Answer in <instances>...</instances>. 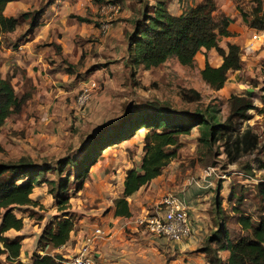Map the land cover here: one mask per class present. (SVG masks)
<instances>
[{"label": "rangeland", "instance_id": "1", "mask_svg": "<svg viewBox=\"0 0 264 264\" xmlns=\"http://www.w3.org/2000/svg\"><path fill=\"white\" fill-rule=\"evenodd\" d=\"M156 1L160 0H16L7 4L4 16L19 19V27L16 34L1 37L0 75L11 78L18 96L29 94L30 97L21 113L10 117L0 132L3 147L0 162L27 159L37 165L56 167L53 164L60 158L68 155L79 157L81 154L76 151L90 136L96 135L102 125L114 127L134 109L149 102H158L176 112L198 116L214 111L216 118L223 123L230 116L229 99L232 96L248 97L254 109L247 112V119L235 120L237 127L230 140L225 138L202 143L199 141V129L194 127L190 135L179 138L178 157L157 178L167 179L171 187H176L168 191L169 194L184 196L189 213L195 214L197 222V214H202L203 220V216L209 213L211 228L204 235L205 238L202 240L193 233L191 238L179 243L188 244L195 236L194 244L199 245L193 249L187 247L183 252V249L176 250L173 243L149 234L145 225L139 224L141 219L137 223L145 233L138 237H127L131 242L128 252L136 258L145 253L142 248L152 251L150 255L147 254L150 262L146 264H184L187 262L184 259L200 256V248L205 246L208 238L220 235L218 231H222L223 226L232 239L249 235L237 224L238 215L233 213L235 207H240L245 215L252 218L255 226L264 214V193L260 191L264 190V105L261 101L264 97V31L251 29L242 22L241 29L235 20L232 21V28H237L236 37L221 39L219 46L226 47L227 43L236 41L241 50L243 67L227 75L221 90L213 91L202 81L200 71L205 59L212 66L220 63L215 52L197 54L193 67L181 66L176 58H168L161 66L149 70L130 62L127 37L132 33L131 21L141 19L142 11L147 8L149 12ZM162 1L168 3L173 15L180 14L197 2ZM260 2L264 11V0ZM226 5H229L226 8L228 13L237 8L249 13L256 2L228 0ZM39 11L44 16L39 20L38 29L31 30V17ZM24 14L28 18L25 19ZM105 25L107 30L103 32ZM20 45L32 47L44 55L45 68L44 71L41 68L42 73L38 72L40 65L26 58L29 54L23 53ZM29 72L39 74L38 79L41 84L44 83L42 90L35 92V79L27 78ZM92 82L97 88L88 103L79 106L77 99L82 89ZM245 131H250V136L257 138V147L239 151L236 162H233L234 140ZM144 136L145 130H140L127 143L111 146L114 151L108 153V158L111 156L112 159L107 163L114 167L101 169L98 171L99 177L95 179H110L116 185L129 169H139L144 157ZM96 167H92L90 172L94 173ZM45 176L54 180L52 172ZM33 193V198L37 200L35 207L15 208L13 211L22 219L23 229L4 235L20 237L25 252L32 250L34 237L42 233L52 218L61 216L48 195L46 185L36 187ZM73 193L72 190L68 211L75 220L76 230L79 220L88 216L94 206L97 208L100 206L97 204L101 203L106 209L111 205L106 201L105 194H102L103 199L89 204L80 202L78 194ZM240 198L242 202H239ZM159 203L153 197L144 205L146 211H141L142 216L154 214ZM134 206L137 211V202ZM83 207L88 213L82 211ZM107 211L102 212L106 214ZM192 218L193 230H196L197 222ZM211 247H216V243L211 242ZM35 249L39 255L44 254ZM25 255L26 258H18L11 264H26L28 255ZM206 257L210 258V254L207 253ZM136 258L131 260L134 264L138 262ZM1 259L4 260V257Z\"/></svg>", "mask_w": 264, "mask_h": 264}, {"label": "trees", "instance_id": "2", "mask_svg": "<svg viewBox=\"0 0 264 264\" xmlns=\"http://www.w3.org/2000/svg\"><path fill=\"white\" fill-rule=\"evenodd\" d=\"M13 1L16 0H0V40L4 34L14 32L18 26L17 19L4 16L7 4ZM254 1L256 5L249 13L237 10L249 28L264 31V11L260 0ZM41 16L39 11L31 17V30L37 28ZM23 17L26 19L28 15L24 14ZM231 23L232 20L213 0L190 5L179 16L170 13L167 2L156 1L149 12L147 8L142 11L141 19L131 21L132 33L127 37L130 62L149 70L161 66L168 58H176L181 66L193 67L197 54L214 49L222 58V64L214 68L206 62L200 76L210 89L219 91L227 81L228 72H237L243 67L239 46L229 44L227 52L219 47L221 39L232 36L229 32ZM29 97V94L18 96L11 78H2L0 75V132L10 117L21 113ZM261 101L264 105V97ZM228 104L230 116L221 123L214 111L198 116L176 112L158 102H149L134 109L133 113L114 127L102 125L97 134L90 136L76 151L81 154L79 157L68 155L60 158L53 164L56 167L37 165L27 159L0 162V264L15 263L20 256V237L9 238L4 235L12 230L19 232L23 229L22 219L13 211L15 208L37 205L30 198L36 187H48V194L54 199L61 216L52 218L45 226L36 243L38 251L44 254L35 252L32 264H63L64 258L59 254L52 255L50 251L63 247L76 230L75 220L68 211L70 192H78L83 188L89 179L90 169L98 163L106 149L131 140L140 130H145L141 165L139 169L133 168L126 172L123 193L113 201L114 216L129 218L131 212L127 199L158 178L178 157L181 136L190 135L193 128L198 127L199 141L202 143L225 138L230 140L237 127L235 120L247 119V112L254 109L248 97L232 96ZM249 133L245 131L241 137L235 138L233 162H236L239 151L256 149L257 138ZM2 152L0 144V154ZM50 172L54 180L46 178L45 174ZM260 191L264 193L263 189ZM242 200L240 198L239 202ZM233 213L238 215L237 224L249 235L232 239L223 226L222 231H218L220 235L208 238L201 250L210 254L208 263L223 264L218 258V252L228 250L230 254L226 264H264V214L255 226L252 218L245 215L240 207H235ZM211 242L216 243V247L212 248Z\"/></svg>", "mask_w": 264, "mask_h": 264}, {"label": "crops", "instance_id": "3", "mask_svg": "<svg viewBox=\"0 0 264 264\" xmlns=\"http://www.w3.org/2000/svg\"><path fill=\"white\" fill-rule=\"evenodd\" d=\"M202 1L203 0H197L196 4L201 3ZM213 1L216 3L217 7L220 10H222L232 21L235 20V23L238 24L239 27L241 28L240 23L241 22L244 23V22L242 20V17L240 15L239 11L236 9L234 12L232 11V12L228 13L226 10V8L229 7V5H226L228 0L223 1V2H221L220 0H213ZM169 11H170V9H169ZM170 13H171V11H170ZM181 13L178 15H173L172 13L171 14L173 16H179V15H181ZM17 20H18V26L15 29V31L12 33L4 34V35L12 36V34L14 35L17 33L16 30L19 27V19H17ZM38 27H39V25L37 26V28H35V31L38 29ZM236 29L234 30L232 28V23H231V25L229 26V32L231 33L232 36L228 37V38H223V39L227 40V39L235 38L237 35L235 32ZM229 44L239 46L236 43V41H232V43H227L226 47H222V46H219V47L224 52H227V46ZM23 46H26V47H23ZM19 48H21V50H22V48L24 49L23 53L29 54V57H26L25 55H24V57L29 58L30 60H33L35 63L40 65V69L38 72L42 73L41 68H43V71L45 68L44 59H43L44 55L35 49L33 50L32 47L28 48L27 45H20ZM212 52H215L216 55L218 54L214 49H212L210 51H204L203 50L201 53H199V55L200 54H207L208 55V54H211ZM18 57H19V55H18ZM218 57L220 58V63L218 65L212 66L208 63V60L205 59L204 65H203L201 70L204 69L206 62L211 67H214V68L219 67L222 64V58L219 55H218ZM229 73H234V72L230 71V72H228V74ZM38 76H39V74L35 75L33 72H29L27 75L28 79H30V78L35 79L34 80V83L36 86L35 92L42 90V88H43L42 85L44 84V83L41 84L40 78L38 79ZM43 78H45V75ZM45 94H47V93L45 92ZM32 97H33V101H34L35 100V94H33ZM128 141H125V143H127ZM112 151H114V150L110 148V149H108V151H105V153L102 154L101 159L95 165V166H98L95 168V172L93 173V171H91L89 173V179L84 183L83 188L80 191L73 193L75 195L78 194L77 197H79L78 200L80 202H87L89 204H92L94 201H96V199H103L102 194H105V199L107 198L106 201L110 202V204H111L109 207L106 208V209H108L107 213L103 214L102 211H105L106 209H103V207L101 206V203L97 204V205H100L97 208L94 206L89 211L91 213H89L88 216H85L81 220H79V227L77 230H75L74 232L71 233L69 241L63 247H61L57 250H54V251H50V252H53L54 254H60L62 257L68 256L67 254H70L68 257L74 255L78 251L80 245L82 244L83 237L90 232V229L94 228L97 225H101L103 227V229L109 234V237L105 241H103L97 245V247H96V249H97L96 260L99 261L100 263H103V264H134V261H131V260H134L136 257L134 255H132L130 252H128L129 243H131V242L127 240V237H131V236H135V235H137L135 237H138V236H142L145 233V231H142L139 228L138 223H137L139 219L143 218V216H142L143 212L146 211V208L144 207V205L148 204L149 201L151 199H153V197L156 198V202L157 201L161 202V200L165 196H167L169 194V192L175 190L176 187H171V184H170V182L167 181V179H157L156 178V179L152 180L151 182H149L148 184H146L145 186L141 187L135 194H133L131 197H129L127 199L128 204H129V208H130V212H131V217H129V218L115 217L114 216L113 201L115 199L119 198L120 195L123 193V190H124L123 184H124V179H125L126 174L124 175L123 179H120L118 181V183L116 185H114V183L110 182V179H95V178L99 177L98 171H101V169L104 170L105 167L111 169V167H114L113 165L110 166L107 163V161H110L112 159L111 156H110V159L108 158V153L110 154V152H112ZM102 165L104 166V168L102 167ZM107 180H109V181H107ZM192 183L193 182H191V180H190V184H192ZM209 186H211V184H209ZM182 189H183V187H182ZM33 194L34 193H32L30 198L37 203V200L33 198ZM49 196L51 197V195H49ZM53 201H54V199H53ZM136 202L139 206L138 208H136V209H138L137 211L133 208V207H135L134 204ZM54 204L56 206L55 201H54ZM132 204H133V206H132ZM202 206H204V205H202ZM22 208H24V207H22ZM75 208H76V206H75ZM77 208L80 209L81 207L77 206ZM144 209H145V211H144ZM82 211L85 213H88V212H86L87 210H85L84 207L82 208ZM99 211H101V212H99ZM141 211H143V212L141 213ZM190 215H192L191 218L193 217L192 220L194 219L195 220L194 222H197L196 218H195L196 217L195 214L192 212V213H190ZM201 216H202V214H197L198 222H197V226L195 227L196 230L194 229L193 233L194 234L196 233V235H199L200 238L203 240L205 238L204 235L206 234V232H208L209 228H211V224L209 221V213H206L203 216V220L201 219ZM205 216L207 219H205ZM91 220H93V221H91ZM43 230H42V232H43ZM41 234H39L38 237H34V240L32 242L33 248L30 252H25L24 251V245L22 246L21 253L19 256V260L22 257L26 258L25 254H27L28 259H25L27 262L26 264H32L33 263L32 257H33V254L36 252L35 251L36 250L35 249L36 243H37V240L39 239V237L41 236ZM194 241H195V236L190 240V242L188 244L183 245V244H179V243H175V242L174 243L171 242V243H173L174 248H177L176 250L183 249L182 250V252H183L184 250H186L187 247L193 249L194 247L199 245V243H198V245H195L196 242L194 244ZM141 242H139V243H141ZM210 246H211V244H210ZM142 249H143V252H145V253H141L139 255L140 257L136 258V259H138V262L136 264H146V263L150 262V256H147V254L150 255V252H152V251L151 250L148 251L146 248H142ZM203 249H204V247L200 248V252H198L200 256H196V257L192 256V257H190V259H184L187 261L184 264H209L208 259L206 257L207 252L201 251ZM195 250H197V248ZM54 254H52V255H54ZM229 254L230 253L228 250L223 251V252H218V258L221 259L223 264H226L227 260L229 258ZM158 255H160V254H158ZM185 256L186 255H183V258H186ZM129 258H132V259H129Z\"/></svg>", "mask_w": 264, "mask_h": 264}, {"label": "built area", "instance_id": "4", "mask_svg": "<svg viewBox=\"0 0 264 264\" xmlns=\"http://www.w3.org/2000/svg\"><path fill=\"white\" fill-rule=\"evenodd\" d=\"M107 26H103V32ZM97 86L95 83L84 87L77 99L79 106L88 103L91 94ZM189 209L184 196L168 194L159 203L157 210L152 215L143 217L140 225H145L146 231L154 236L163 238L169 242L182 243L193 234ZM109 237L101 225L90 229V232L83 237L82 244L78 251L65 259L63 264H103L96 261L94 251L99 242H103Z\"/></svg>", "mask_w": 264, "mask_h": 264}, {"label": "water", "instance_id": "5", "mask_svg": "<svg viewBox=\"0 0 264 264\" xmlns=\"http://www.w3.org/2000/svg\"><path fill=\"white\" fill-rule=\"evenodd\" d=\"M110 127H112V126H110Z\"/></svg>", "mask_w": 264, "mask_h": 264}]
</instances>
